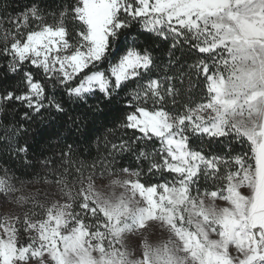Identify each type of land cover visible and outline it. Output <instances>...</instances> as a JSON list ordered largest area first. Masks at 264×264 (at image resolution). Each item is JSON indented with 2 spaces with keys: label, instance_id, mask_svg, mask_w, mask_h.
Here are the masks:
<instances>
[{
  "label": "snow or ice",
  "instance_id": "1",
  "mask_svg": "<svg viewBox=\"0 0 264 264\" xmlns=\"http://www.w3.org/2000/svg\"><path fill=\"white\" fill-rule=\"evenodd\" d=\"M16 2L0 264H264V0Z\"/></svg>",
  "mask_w": 264,
  "mask_h": 264
},
{
  "label": "trees",
  "instance_id": "2",
  "mask_svg": "<svg viewBox=\"0 0 264 264\" xmlns=\"http://www.w3.org/2000/svg\"><path fill=\"white\" fill-rule=\"evenodd\" d=\"M26 2H27V0H17L16 4H14L13 7H17V6H19L23 3H26ZM157 55L159 56L160 54L157 53ZM0 63H2V62H0ZM164 63H166L165 60H158V64L161 66V68L163 67ZM156 71H159V69H157ZM198 93H199V90H197V95H198ZM90 102L95 103V101H90ZM100 123H106V121L101 120ZM95 135L102 136L103 130L101 129V131L95 133L94 137H93L94 139H95ZM237 147L239 148V146H237ZM244 151H248L247 144H245V146H244ZM92 152H93V155L95 156V154H96L95 146H93ZM129 163H131L134 168L137 167V164H136V161L134 158L125 159L123 161V164L125 166H128ZM5 170L8 171L9 176H12V175L16 176L17 180L33 181L30 184H42V183L36 182L38 178L35 175H33V176H25L24 175L25 172H31L32 171L31 168H27V169L24 168L19 160H16L14 158H9L7 153H2V154H0V177L4 176ZM40 171H41L40 169H37V172H40ZM166 178L171 179L172 177L169 176ZM157 179H158V177L153 178V180H157ZM17 186H19V183H17Z\"/></svg>",
  "mask_w": 264,
  "mask_h": 264
},
{
  "label": "rangeland",
  "instance_id": "3",
  "mask_svg": "<svg viewBox=\"0 0 264 264\" xmlns=\"http://www.w3.org/2000/svg\"><path fill=\"white\" fill-rule=\"evenodd\" d=\"M19 187V186H17ZM26 192L28 193H36L37 191L40 192L41 194V200L43 202V193L44 192H51L52 189H48L44 184H28L25 189ZM49 199H56L54 197H49ZM22 209L13 206V205H7L5 204L4 206L0 207V215H3L4 213L7 212H21ZM38 211V210H37ZM157 236H160L159 233H157ZM156 237H153V240L155 241Z\"/></svg>",
  "mask_w": 264,
  "mask_h": 264
}]
</instances>
